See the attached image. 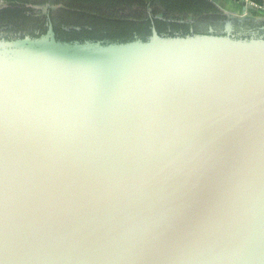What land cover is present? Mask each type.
Wrapping results in <instances>:
<instances>
[{"label":"water","instance_id":"obj_1","mask_svg":"<svg viewBox=\"0 0 264 264\" xmlns=\"http://www.w3.org/2000/svg\"><path fill=\"white\" fill-rule=\"evenodd\" d=\"M239 6L145 42L0 37V264H264V22Z\"/></svg>","mask_w":264,"mask_h":264},{"label":"trees","instance_id":"obj_2","mask_svg":"<svg viewBox=\"0 0 264 264\" xmlns=\"http://www.w3.org/2000/svg\"><path fill=\"white\" fill-rule=\"evenodd\" d=\"M223 19L209 0H0V37L6 39L37 38L51 23L62 42H145L152 28L174 38Z\"/></svg>","mask_w":264,"mask_h":264},{"label":"rangeland","instance_id":"obj_3","mask_svg":"<svg viewBox=\"0 0 264 264\" xmlns=\"http://www.w3.org/2000/svg\"><path fill=\"white\" fill-rule=\"evenodd\" d=\"M209 1L212 2L216 7L217 5L215 2H219V1H226L227 3L229 2V0H209ZM236 1L240 3V0H236ZM247 3L256 9L255 11L248 10L246 12L247 17L252 18L255 22H264V4L259 5L258 3L250 0H248ZM42 12L46 13L45 10H43ZM239 13H241V11H239Z\"/></svg>","mask_w":264,"mask_h":264},{"label":"crops","instance_id":"obj_4","mask_svg":"<svg viewBox=\"0 0 264 264\" xmlns=\"http://www.w3.org/2000/svg\"><path fill=\"white\" fill-rule=\"evenodd\" d=\"M253 2L258 3L259 5L264 4V0H254ZM215 3L224 12L241 14V13H239V11H241V8L239 6V2H237L236 0H229L228 3L226 1H219V2H215Z\"/></svg>","mask_w":264,"mask_h":264},{"label":"flooded vegetation","instance_id":"obj_5","mask_svg":"<svg viewBox=\"0 0 264 264\" xmlns=\"http://www.w3.org/2000/svg\"><path fill=\"white\" fill-rule=\"evenodd\" d=\"M45 14H47V13H45ZM48 24H49V23H48ZM248 24H250L249 27H251V28H256V29H259V26H262V24H251V23H246V25H248Z\"/></svg>","mask_w":264,"mask_h":264},{"label":"built area","instance_id":"obj_6","mask_svg":"<svg viewBox=\"0 0 264 264\" xmlns=\"http://www.w3.org/2000/svg\"><path fill=\"white\" fill-rule=\"evenodd\" d=\"M248 0H240V2H246L247 3Z\"/></svg>","mask_w":264,"mask_h":264}]
</instances>
